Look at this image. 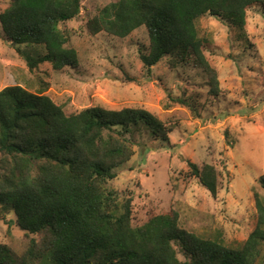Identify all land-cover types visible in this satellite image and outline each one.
Instances as JSON below:
<instances>
[{"label":"trees","instance_id":"trees-1","mask_svg":"<svg viewBox=\"0 0 264 264\" xmlns=\"http://www.w3.org/2000/svg\"><path fill=\"white\" fill-rule=\"evenodd\" d=\"M82 0H10L0 13L1 38L11 46L41 47L28 58L32 70L49 63L54 71L76 69L78 55L61 26L75 20ZM264 11V0H116L86 22L91 35L125 38L144 27L148 49L139 53L147 74L166 60L170 70H201L208 96L221 94L218 72L207 52L213 44L199 34L208 15L222 20L248 44L247 12ZM17 50V49H16ZM20 51V50H18ZM198 116L196 101H174ZM170 122L141 108L94 106L65 114L42 92L20 86L0 91V210L13 216L27 246L16 255L0 244V264H257L264 260V196L252 188L256 224L245 241L226 244L221 233L203 238L180 227L170 209L134 215L132 195L120 196L109 182L113 170L134 155L142 133L168 140ZM189 176L215 198L212 165L188 163ZM264 190V174L258 179ZM181 254L183 259L178 256Z\"/></svg>","mask_w":264,"mask_h":264},{"label":"rangeland","instance_id":"rangeland-1","mask_svg":"<svg viewBox=\"0 0 264 264\" xmlns=\"http://www.w3.org/2000/svg\"><path fill=\"white\" fill-rule=\"evenodd\" d=\"M115 1L82 0L80 15L61 26L70 35L67 47L77 52L76 69L54 71L49 63H40L31 70L27 59L42 57L43 48H15L0 30V91L20 86L42 92L67 115L94 106L132 107L170 122L168 140L145 133L137 137L134 155L113 170L109 185L120 196L132 195L138 219L148 210L173 209L180 227L196 236L221 233L226 244L245 241L256 224L252 188L264 196L258 184L264 174V11L254 7L247 12L245 45L222 20L208 15L199 20L200 36L213 44L206 56L217 69L221 89L213 98L201 70L193 66L170 70L164 59L147 74L139 58L148 49L144 27L125 38L91 35L86 22ZM9 5L10 0H0V13ZM181 98L196 101L198 116L174 103ZM188 163L214 166L219 183L215 198L189 176ZM12 220L0 210V244L20 256L28 240Z\"/></svg>","mask_w":264,"mask_h":264}]
</instances>
